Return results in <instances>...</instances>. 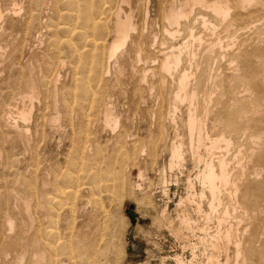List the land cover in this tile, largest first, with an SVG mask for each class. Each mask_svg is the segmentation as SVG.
I'll use <instances>...</instances> for the list:
<instances>
[{"label": "bare ground", "instance_id": "bare-ground-1", "mask_svg": "<svg viewBox=\"0 0 264 264\" xmlns=\"http://www.w3.org/2000/svg\"><path fill=\"white\" fill-rule=\"evenodd\" d=\"M2 1H4V0H0V99L5 97V96H9L11 98V101L13 100V103L11 102L10 103L11 105L9 107L8 106L6 107L5 105L2 106L3 101H1L2 104L0 103V144H1V147H0V175L2 176L1 177L2 180L0 181V199L3 197L6 201V204H4L5 206L3 208L0 207V264H24V262H26V261L28 262V264H49V261H48V259H49L48 255L49 254L46 251L47 249H45V247L46 246L48 247V245L44 246L45 243L43 244V242H42V240H44V239L41 240V238L39 236V233L43 232V230L41 231L42 228L39 229L38 232H36V233H35V229H34V231H32V232H34V235H29L30 230L34 224V213H31V206H32L31 200L24 199V201H23V199H22L23 197L21 198L19 196V192L16 191L13 187L10 188V185H12V183L15 185L18 181H20L19 179L21 176V170L19 169L20 172H18L19 171L17 169V167L19 166L18 164H16L17 167L16 166L14 167L18 171L13 170V173H12L15 177H17V180L15 179L16 181H13V180L8 181L6 178V177H8L7 174H9V171L11 170V168L13 169V160L14 159L12 160V158H14V155L12 153H10V155H9L5 151L6 148H4L5 145L3 144L4 140H5L4 133L7 131L8 132L10 131V133L14 134L15 137L19 138V143L22 141L29 143V141H27L29 139V137H28L29 131L27 129H28V125L31 121L32 113H34V112H32V111H34L33 110V103L39 97L38 89L34 85L35 82L32 84V82L34 80L30 81L31 79H33V78H30L31 77L30 75L33 74V76H34V73H33L34 71L32 73H28L29 72L28 71L29 66H28V67H25V69L27 68V71H26L27 74H25V72L21 70L22 68L20 69L18 67L20 64L19 65L15 64L13 62L14 60H12V62H9L7 60L8 58L6 59V57H5V53H6L5 50L8 49L9 45L3 44L2 38H4V35H5V31H6L5 26H6V21H7V18L9 15H13L11 17L17 19V27L18 26L22 27V31L19 34L20 37H19L18 47H17L20 50H22V49L24 50V46L26 47V45L24 44L25 35L26 36L28 35V38L31 37V39H30L31 45L34 44L35 42L37 43V41L41 40L40 37L42 36V34H45L46 32L49 34H54V37L56 39H57L56 35L60 34L61 32H64V34L65 33L68 34L69 38H70V36H77V42L75 45L70 44L68 42L69 40L66 38V41L68 40L67 42L71 45L70 50L72 49V54H75L78 57H82V56L89 57V59H90L89 63H87V67L85 69H83V71H82V73L85 74L83 77L84 78L83 80H84V82H85V80L88 81L86 83L88 84L87 87H89V89H87V87L85 89L83 87H80V88H83L82 90H84V91L78 95V97H79L78 99H79V101H88L89 100L91 103L98 101V103H99L98 105H100L102 108V112H100L101 113V117H100L101 122L100 123H101L102 127L109 128L110 131H112L111 137H112V134H115L114 132L117 130L119 125H121L120 122L123 119L121 120L120 117L121 116L123 117L125 114L124 115L121 114V116H119L114 111L116 108L113 109V107H112L113 105H112L111 99H110L111 95H108L109 93L107 94V92L102 94L100 87H102V89H105V88L109 89L112 87L114 88L116 86H123L122 84H124V86L126 88L130 87L131 89H133L134 93H135V91L140 92L143 88H145V89L149 88L151 91L156 90L157 92L160 93V92L164 91L163 88L165 89V88L169 87V85H168V87H166V84L169 83L171 90L172 89L173 90L171 92H169L170 96L167 99L168 100L167 108L166 109L163 108L162 106L165 107L166 105L161 104L162 106L160 107V109L156 113H153L158 120V127L156 126L155 128H157L156 130H158L159 134L162 135L163 131L165 130L164 126H166V124H170V126L172 125V128L174 129L173 132H175V133L180 132L179 133L180 137L177 138V135H174L175 134L174 133L173 135L175 138H173L172 142L169 143L170 145H169L168 169L171 171H173L172 169L181 170L182 167H184L183 163H184L185 158L188 157L190 159L188 161H191V164L193 166V170L196 171V176H195L196 178L195 179H196L197 184H198L197 186H199L198 188L200 189L199 193H198V191L196 192L194 185L188 179L186 196L183 200L180 199L179 203L177 204V206L182 210V211L180 210L181 214H180V217H178L180 220L179 221L180 227L178 226L179 229L177 230V232L178 233L181 232L180 230L182 229V227H184V229L186 228L185 230H187L188 232L189 231H191V233L193 232V229H194L193 227L195 226V222H194V220H192L189 217V215L184 214V213H187V211L183 209V207L185 208V206H184L185 203L189 204L190 206L195 207V214L196 213H198V215L200 214V216H202V218L204 219L203 221H205L204 222L205 224H202L204 226L199 228V232H200V236H201L199 238V240L202 244H206L208 242L209 244H206V246L207 245H208V247L210 246V251L208 254L207 253L205 254V252H206L205 250L203 251L204 254L206 255V257H205V263L206 264H226V262L221 263L219 259H220L221 253H224V252L227 253V251L230 250L229 249L230 245L233 246L232 250H234V257L236 260V262L234 264H244L245 259H243V258L245 256L243 254H244V251L246 249L245 246H248V244L246 243L245 240H247V241L253 240V241H251V242H253V244L251 246L249 245L248 248L250 251L258 252V256L260 258L259 262H260V264H264V248H261V250L258 249L259 247H262L263 245L262 246H260V245L256 246L255 245L260 241V240H258L259 234H260V237H263L262 235L264 234V230L258 232L259 234L257 232H255V234H254L253 233L254 231L253 232L251 231V233H253V235L251 234L250 238H249V236L247 239L244 238L245 242L241 241L240 239H238V240L235 239V238H237L236 236H237V230L238 229H236L235 231L232 230V228L234 226H236L238 228L242 222V221L240 222V217L243 216L241 214L242 212H240V213L238 212L240 209L248 210L247 212H251L252 210H254V208H256V206H258L257 201L255 202V206H254V204H252L254 206V208H253V206L252 207L249 206L250 209L253 208L252 210L243 208L244 205L242 203H241L242 208L240 206L241 201H239V199L245 193V191L242 190V188H241L243 182L241 183L242 179L240 178L244 175V173L241 169L242 168V162H243L242 160L244 159V155H243L241 149H243L242 147L244 145H247V144L250 146H256V147L263 146V148H264V129L263 130L260 129L261 127H264V126H261L264 123V119L260 118L262 116L259 117L258 115H257V117H255V119L247 116L248 119L251 118L252 120L246 121L247 117L244 113L245 111L243 112L244 109L242 107L243 110H241V112H239V114H236V115L238 118L241 119V121H240L241 123H244V122L245 123L240 124L238 121L236 122L234 120L235 122L233 124L237 123L236 125H238V126H239V124L243 125V127L237 128L238 130L240 129L241 132L240 133L236 132V133H237V135L241 134L240 137L242 139L241 138L240 139L243 140L244 142L238 143L239 146L238 145H236V146H238L239 149L236 150L235 152L233 151V153H231L233 147H235L233 145L234 141L232 142V139L229 138L230 134L227 135L228 137H226L224 135V133L220 130V127H223V128H221V129H223V131L227 130V128L224 129V123L221 120L215 119L218 117V115L215 116L213 118V121H211L210 123H209L207 117L204 118L203 115H201V113H200L201 111H202V114L206 115L207 109L205 107H201V110L199 111L197 104L200 102H196V98L199 96L196 97V91H195L196 87H197L196 89H198L199 86H203L204 84L206 87V86H208L206 84H208L209 82H211L212 86H214L215 88L218 87L219 85L222 86V83L224 81L223 79L226 78V77L223 78V76H221V74H220L221 78L211 77V76H206L205 79H202V76H201V79L196 78V77H200L197 74L202 75V73L209 72V71H211V73H212V70H215V68L218 65L220 66L221 64H223V63H221V64L217 63V65H215L214 69H213V67L210 66L212 63H210V65L207 67V70L205 71L204 67H202V68L199 67V66L204 65V64H202L203 59H202V61L199 59L201 63H198L199 61H197V55H200V54L202 57V56H205L207 54H214L215 53L216 56H215V54L213 55L214 61H219L220 59L224 58L225 56H227V57L230 56L229 57L230 59L226 58V60L229 59L228 60L229 64H228V66L226 65L228 67V69H226V70H229L228 74H229V76H231L230 78H233V77L237 78V79H239V82L240 81L244 82L243 83L244 85H247L246 83H248L249 81L251 82V80L254 81L256 79L255 78L256 74L253 76H250L251 74H249V76H245L244 74H246V72L244 71V73H243V70H241L242 67L245 68V66H242V65H246V66H248L249 64L253 65L257 61H259V59L263 58V57L259 58V56H256L255 52L254 53L251 52L252 58L249 56L248 53H250V51H252L253 49L255 50V48L248 47V48H253V49H250V51L244 50V52H246V53H243L241 55L232 54V53H231L232 55H228L227 52L230 50L232 51L233 47H235V46H236L235 49H237L238 44L237 43H236L237 45L234 44V40H235L234 36L235 35L237 36V34L239 35L240 32L246 33V30H248L249 27H250V31L254 29L250 33L254 32L255 30L256 31L258 30V32L255 31L256 32L255 34L264 33V28L259 29L260 24H256L257 22H259V20H257L258 18H260V17L264 18V0H162L164 3V6H162L161 18L159 19V20H162L161 26H160L161 30H156V29H154V26H149V23H148L149 19L148 18L151 17V16H149L150 12H148V6L150 4L149 0H113L114 1L113 7L116 9L114 11V18H113L114 22H113L112 26H109L107 24L106 19H108V18L105 17L106 15H108L107 14L109 12L108 9H110V10L114 9L112 7V3H110L108 0H7L10 3L12 14L9 13L10 10L9 11L7 10L10 6L7 8L5 5L6 4L5 1H4L5 4ZM140 1H142V3H143V1L145 2V3H143V6L145 5V11H144L143 18L141 19V22L139 25V23L137 22L136 13H138L139 10L142 12V9H138V10L136 9V11H137L136 13L134 12V9H135V5L137 4V2H138V4L141 3ZM1 2H2V4H1ZM3 4L5 5V7H3ZM138 4H137V6H139ZM63 7H67V11H69L70 14H67L65 12V10L63 12ZM111 7L113 9H111ZM141 7H142V5H141ZM160 8H161V6H160ZM150 10H151V7H150ZM110 12H112V11H110ZM157 12H155V13H157ZM48 15H52L51 16V17H53V18H51L52 21H53V19L54 20L56 19L57 21H55V23H54L51 20H49V21H51L50 25H46V21L48 20V17H49ZM112 17H113V14H112ZM63 18H66V19L70 18L69 21L72 24H71V26H70V24L68 25V26H70L69 29L64 28L65 24L62 25L59 22V20L62 21ZM152 18H150V21L152 20ZM262 20L263 19H261V21ZM152 21L154 22V20H152ZM36 22H38L37 27L35 26ZM157 23L159 24V22H157ZM150 25H153V23H151ZM10 26H9L8 30L12 28V27L10 28ZM156 26L158 27V25H156ZM261 26H263V25H261ZM65 27H66V25H65ZM220 28L224 29L223 30L224 36L223 35L221 36L222 31H220L221 30ZM10 31L11 30H9V32ZM49 34H47V35H49ZM246 34L248 35V36L246 35L247 36L246 39H248L251 34L249 35V32ZM243 35H245V34H243ZM254 36L257 38V35H254ZM254 36L253 37L251 36V37L255 38ZM261 37H263V35ZM62 38H64V37H62ZM106 38H109V40L108 39L106 40ZM230 38H232V39L230 40L229 43L224 42V40H226V39L228 40ZM241 38L243 39V37H241ZM10 39H11V37H10ZM239 39H240V37H239ZM239 39H238V41H239ZM261 39L262 40L259 43H262V41L264 42V38H261ZM256 40H258V38ZM259 40H260V36H259ZM64 41H65V39H64ZM71 41H73V40H71ZM236 41H237V39H236ZM248 42H249V40H248ZM38 43L41 44L40 42H38ZM242 43H244V42H242ZM256 43H257V41H256ZM55 44L56 43H53V45H55ZM64 44L66 45V43H64ZM251 44L252 43H250V45ZM242 45H241V47H238V48L242 49L243 48ZM260 45H262V44H260ZM28 46H29V44H28ZM246 46H247V43H246ZM251 46H253V45H251ZM55 47H56V45H55ZM36 48H34V49H36ZM52 48H54V47H52ZM260 48H261V46H260ZM39 49H42V48H39ZM44 49L46 50V48H44ZM8 50L10 51V49H8ZM15 50H17V49L15 48ZM31 50H33V49H31ZM58 51H59V49H58ZM233 51H235V50H233ZM238 51H240V50L238 49ZM42 53H45V51ZM236 53H238V52H236ZM9 54L11 55V53H9ZM253 54H255V55H253ZM262 54H259V55L263 56ZM32 55H30V56H32ZM38 55H40V54H38ZM48 55H50V53ZM66 55H65V57H66ZM220 55L221 56L224 55V56L219 57ZM257 55H258V53H257ZM52 56H53V53H52ZM56 56L57 55H55V57ZM240 56H241V58L239 59ZM18 57H19V55H18ZM22 57H24V56H22ZM45 57H46V55H45ZM47 57H49V56H47ZM47 57H46V59L48 60ZM207 57H206V59L208 61L209 60L212 61L211 58H207ZM209 57H212V56L209 55ZM236 57H237V59H239V61L237 60L239 65H240L238 67L233 66V60ZM27 58L29 59V57H27ZM27 58H26V60H27ZM33 59H35V58H33ZM50 59H49V61H50ZM55 59H57V57ZM28 61H30V60H28ZM33 61H35V63H36V60H33ZM39 61H41V60H39ZM39 61L37 60V63ZM52 61L54 62V60H52ZM55 61L57 62V60H55ZM208 61H207V63H208ZM225 61H224V63H225ZM260 61H262V63H264L263 60H260ZM44 62L46 63V61H44ZM81 62H82V59H81ZM71 63L72 62H70L69 64H71ZM215 64H216V62H215ZM22 65H23V63H22ZM24 65H26V64L24 63ZM235 65H236V63H235ZM258 65H259V63H258ZM49 66L50 67L47 66L45 68V72H46L45 77L43 76V73L38 69V72L36 74V76H38V77H36V78L39 79V82L41 81V83L43 84L42 86H44V87L49 86L52 90L50 109L52 110V112L54 114L51 118H49V122H50L51 126H59V124H60L59 119H61V118L59 115L60 109H58L59 108L58 107L59 101H58V94L57 93H59L58 86H59V82H60V78H61V73L65 67V63L63 61L60 62L58 64V67L56 68V70H54V72L52 71V69L54 67L52 68L51 65H49ZM80 66H82V65H80ZM35 67L37 68V66H35ZM35 67L33 66V68H35ZM249 67H251V69H253L251 65H249ZM258 67H260V66H258ZM262 67H264V65ZM262 67H261V69H263ZM38 68H39V66H38ZM202 69H203V71H201V73H200L199 71ZM246 69H248V68H246ZM255 69L257 70V68H255ZM261 69H258V70L261 71ZM32 70H34V69H32ZM193 70L196 72H199V73H197L194 76V74L192 72ZM249 70H250V68H249ZM6 71L8 72V74H7L8 77L3 78L2 74H3V72L6 73ZM251 71H253V70H251ZM11 72H15L17 74V76L19 74L22 75L24 77V79L30 78V80L28 79V81H29L28 84L29 83H31V84H29V85L25 84V85H27V89H26L27 91H25V89H24V92H21L20 90H18V91H20V92H18L17 91L18 87H16V86H19V84H17V82L12 84L14 89L11 88L12 86L6 87L7 85H5V82L7 83V82L11 81V83H12L15 81V79L12 80L10 77ZM215 72H217V71L215 70ZM221 72H223V70H221L220 73ZM41 73H42V77H40ZM257 73H259V72H257ZM261 73H259L258 76H260ZM212 74H215L214 71ZM203 75H206V74H203ZM85 76H87V77H85ZM238 77H240V78H238ZM241 77H242V79H241ZM80 80H81V78H80ZM192 80H193V82H191ZM26 81H25V83H26ZM263 81H264V79H263ZM20 82H22V81L20 80ZM84 82H82V83L84 84ZM233 82H235V80ZM112 83L115 85L112 86ZM101 84H103V85L100 86ZM25 85H23V86H25ZM64 85H66V84H63V86ZM191 85L194 87H191ZM209 85L211 86V84H209ZM234 86H238L239 88H245V86L241 87L237 84L236 85L234 84L232 87L234 89H235ZM262 86H263V84H262ZM223 87H224V90H222L223 91L222 93L225 95L226 94L225 90H228V88H225V85H223ZM223 87H221V88L223 89ZM229 87H231V86H229ZM247 87H248V85H247ZM60 88H62V87H60ZM206 88H208V87H206ZM9 89L15 93L9 94V92H10V91H8ZM94 89H95V92H92V90H94ZM139 89H141V90H139ZM238 89H235V90H238ZM4 90H6V91H4ZM62 91H60V92H62ZM232 91L234 92V90H230V93H232ZM249 91H251V90H249ZM200 92L202 93L204 91H200ZM200 92H198L197 95H199ZM206 92H208V91H206ZM210 92H213V91L211 90ZM237 92H239V91H237ZM249 93L250 94L248 95V98H245L247 100H249V98L252 97V96H250L251 92H249ZM258 93L259 92H257V94ZM67 94H68V92H67ZM163 94H165V93H163ZM205 94H207V93H205ZM235 94H237V93L235 92ZM254 94L257 95L256 93H253V95ZM259 94H261V93H259ZM62 95L63 96L60 95L61 97L59 100H62L64 102L65 95L64 94H62ZM97 95H99L98 100H96ZM137 95H138V93H137ZM159 95H161V93ZM211 95L213 96V94H211ZM218 95H221V94H218ZM19 96H22V98H24V99L26 98L28 101L27 106H25V104H22V108L20 107L21 110H18V108H19V107L17 108L18 103H16V100H18L19 98L21 100V97H19ZM164 96H166V95H164ZM232 96H234V95H232ZM68 97H69V94H68ZM161 97H163V96H161ZM230 97L231 96L228 97L229 98L228 100H230ZM255 97H258V95ZM16 98H18V99H16ZM87 98H88V100H87ZM240 98H242V97H240ZM240 98H238V99H240ZM3 99H1V100H3ZM232 99H234V98H232ZM254 99H257V98H254ZM5 100H8V99L5 98ZM167 100H165V101H167ZM197 100H199V98H197ZM203 100H204V98H203ZM165 101H164V103H165ZM216 101H218V100H216ZM222 101H224V100H222ZM231 102H234V101L231 100ZM231 102H230V104H231ZM5 103L9 104L8 101ZM22 103H24V102H22ZM113 103H114V101H113ZM221 103H223V102H221ZM131 104H133V103H131ZM131 104H129V106ZM207 104H205V105H207ZM226 104H229V103L227 102ZM226 104L225 105L222 104V105L226 106ZM249 104H252V103H249ZM64 105H65V103H64ZM69 105H70V103H69ZM182 105H187V109H186L184 116H181L182 114L180 115V112H182L181 111ZM232 105H234V104H232ZM240 105H242V103H240ZM240 105H238V106H240ZM246 105H247V103H246ZM260 105L263 106L262 104H260ZM219 106H220V104H219ZM120 108H121V106H120ZM232 108L233 107H229L227 109L226 112H227L228 116L232 115V114L229 115L230 113H233V114L235 112L238 113V111L233 112L234 109H232ZM69 111H70V109H69ZM221 111H222V109H221ZM247 111H250V109L249 110L247 109ZM262 111H263V109H262ZM262 111L260 110V112H262ZM128 112L126 111V113H128ZM183 112H184V110H183ZM254 112L256 114L255 110H254ZM61 113H62V110H61ZM216 113H218V112H216ZM128 115H129V113H128ZM210 115H212V113ZM213 115H215V113ZM236 115H234V116H236ZM249 115H250V113H249ZM85 116H84V119H85ZM224 116L225 115H223V117ZM234 116L232 115V117H234ZM212 117L213 116H211V118ZM125 118H127V117H125ZM229 118H227L228 122H229ZM235 119L238 120L237 118H235ZM256 119L258 121H254L255 122L254 123L253 120H256ZM71 120H72V116L70 117V122H71ZM128 120H131V119H128ZM123 121L125 122V120H123ZM178 121H181V129L178 128V126H179V125H177ZM251 121L253 122V125L251 124L252 126L250 125ZM86 122L88 124L90 123V121H86ZM143 122H144V120H143ZM230 122H233V121H230ZM92 123L93 122L91 121V124ZM82 124L85 125V123H82ZM143 124H145V123H143ZM225 126H226V124H225ZM81 128H82V126H81ZM86 128H87V126H86ZM235 128L236 127H233L234 130H235ZM100 129H102V128H100ZM109 129H106V130H109ZM120 130H121V128H120ZM86 131H87V129H86ZM123 131H124V133L122 135V136H124L123 140L122 139L119 140L118 136H117L116 140L114 142V139L111 140V138H110V142L108 141L109 143L107 144V146L110 145L111 143H113V146L111 147V149L115 150V151H123L124 148H127V149L130 148L131 150L140 148V150H139L141 153L140 157L144 156V153L146 151V149H145L146 148L145 138L142 139V141H140V143L138 144L139 140L136 141L135 137L132 134L133 130L129 131V129L126 128V130H123ZM139 131H137V132H139ZM247 131L256 132V134H253L252 132H251L252 135L249 134L248 137L250 139L249 140L247 139L248 142L245 141V138H248L247 137V133H248ZM88 132L91 133V131H88ZM225 132H227V131H225ZM45 133H46V131H45ZM82 133H83V131H82ZM231 133H233V132H231ZM236 133H235V138H233V140L234 139L237 140V138H238V137L236 138ZM89 135H91V134H89ZM6 137H7V140H9L8 136H6ZM12 138H14V137H12ZM12 138H10V139L12 140ZM89 139H90V137H89ZM94 141H96V140L94 139ZM94 141H92V140L89 141V145H88L89 152H94L96 150L95 152L98 154V151L100 150L99 153L101 154V151H103L105 148L101 147V145L100 146L95 145L96 143ZM11 142H13V141H11ZM235 142L237 143V141H235ZM235 142H234V144H235ZM22 143H24V142H22ZM84 143L86 144V142H84ZM8 144L11 145L12 143H8ZM22 145H24V144H22ZM82 145H83V143H82ZM8 147H9V145H8ZM235 148H237V147H235ZM252 148H255V147H252ZM252 148H251V150H252ZM8 149L10 152V148H8ZM14 149L11 148V150H14ZM248 149H250V148H248ZM255 149H253V150H255ZM79 150H82V146L79 148ZM248 152H250V150ZM262 154H263V152H262ZM260 155H258V156L260 158H262V156H260ZM15 156H16V154H15ZM255 156H256V154H255ZM254 157H252V158H254ZM84 159H86L85 156H84ZM18 160L19 159H17L14 162L19 163ZM82 160H83V158H82ZM188 161H186V162H188ZM263 161H264V159H263ZM251 162H253V161L251 160ZM261 162H262V160H261ZM245 163H246V161L243 162V165H245ZM188 164H190V163H188ZM258 164L260 165V163H258ZM263 165L261 164L260 166H263ZM260 166L257 165V167H260ZM50 168L46 166L42 169V171L46 172V176H48V174H50L49 173ZM261 168H258V169H261ZM258 169H256V170L258 171ZM27 170H28V166H27ZM27 170H25L23 172L26 173ZM139 170H141V169H139ZM247 170H249V169H247ZM251 170H249V171L251 172ZM263 170H262V172H264ZM40 171H41V169L39 168V165L37 163V165H34L33 169L28 172L29 174L26 176V180H28L31 183H35V181H37V179L39 178L41 183L43 185H46L47 182H49V181L45 180V178L41 175ZM115 172L116 171L113 168V169L107 171V174L108 175L114 174ZM164 172H166V171H164ZM116 173H118V172H116ZM253 173H255V172H253ZM142 174L143 173H141L139 171L137 178L143 182V179H144L143 175L144 174L143 175ZM255 174H256V176H258L257 173H255ZM9 175H11V174H9ZM94 176H95V173H94ZM251 176H253V175H251ZM263 176H264V174H263ZM87 177H88V175H87ZM89 177H93V176H89ZM115 177L117 178V176H115ZM161 177H163V176H161ZM244 177H246V176L244 175ZM248 177H249V175H248ZM94 179H95V177H94ZM118 179H121V178H118ZM262 179H264V178L262 177L261 180ZM103 181H105V180H103ZM196 181H195V183H196ZM247 181L248 180H245L246 183H247ZM249 181L253 182L252 179H249ZM89 182L91 183L92 181L89 180ZM256 182L257 181L255 180V183ZM248 183H250V182H248ZM39 184H40V182H39ZM51 184H52V182H51ZM99 184H100V182H99ZM250 185H254V183L249 184V188H253L254 190H252V191L257 192L255 190L256 189L258 190L259 188L250 187ZM263 185H264V183H263ZM21 187L22 186L20 185V187H18V188L16 187V188L21 189ZM246 187H244V188H246ZM31 188H32V186H31ZM91 188H95V187H91ZM249 188L247 187L246 189H249ZM260 188H261V186H260ZM37 189H38V186H37ZM98 189H99V187H98ZM98 189H97V191H98ZM136 189L138 192H140L139 190H141V185L137 184ZM261 189H263V188H261ZM74 190L76 191V189H74ZM63 191H66L64 193L62 192L64 195H70L72 193V191L69 190L68 187L66 189H63ZM166 191H164V192L166 193ZM249 191H246L247 192L246 194H248ZM93 192L94 191H92V190L90 191V193H93ZM145 193H147V192L145 191ZM260 193H261L260 196H262L264 198V194L262 195V192H260ZM94 194H95V192H94ZM73 195H75V194H72V196ZM90 195L91 194H89L88 197H90ZM258 195H259V192H258ZM50 196H52V198L55 197V196L53 197V195H50ZM252 196H253V194H252ZM252 196L249 195V198H252ZM40 198L41 199H40L38 204L40 205V207L44 208V204H45L46 200L43 199V197H40ZM56 198L57 197H55L54 199H56ZM4 199H2V200H4ZM252 199L254 200L255 198H252ZM252 199L251 200L248 199V200L252 201ZM241 200H245V199L241 198ZM261 200H263V199H261ZM47 201H49V200H47ZM204 201L206 202V210L205 211L202 209V206H203L202 204L205 203ZM21 202L23 203L22 204L23 208H22V206H20L21 204L19 205V203H21ZM71 203L72 202L69 203L68 207L71 206ZM90 203H92V202L88 199V204H90ZM245 203L246 202H244V204ZM249 203H251V202H249ZM258 204L261 205V204H264V202H262L260 204V201H259ZM247 205H246V207H248ZM18 206H19V208L21 207L20 208L21 210L24 209V213H15V210L18 208ZM72 206L74 207V204ZM259 207H261V206H258V208ZM50 209H48L50 213H43V215H45V217L48 218L49 221L52 220L57 215L56 213H51ZM165 211H166V209L162 210L161 213H164ZM45 212H46V209H45ZM256 213H258V212H256ZM256 213H255V215H256V217H258ZM262 213H264V212H262ZM238 214L239 215L241 214V216L239 217ZM249 214L253 215L252 213H249ZM64 215H66V214H64ZM255 215L252 216L253 219H254ZM256 217H255V219H257ZM41 218L43 219V217H41ZM244 218H247V217H244ZM244 218H241V219H244ZM249 218H251V217H249ZM55 219H56V217H55ZM248 219H246V220H248ZM262 219H264V218L262 217L261 220ZM39 220H40V218H39ZM250 220L252 221V219H250ZM27 221L30 222V226H31V228L29 230L26 229ZM254 221H256V220H253V222ZM257 221H258V219H257ZM211 222L214 223L216 227L214 228V230L210 234V233H207V231L210 230L208 228L207 224L211 223ZM196 223H197V221H196ZM201 223H203V222H201ZM258 223H260V222H258ZM49 224H51V223H49ZM49 224L47 223L46 226H49ZM248 224H246V225H248ZM254 224L252 223V225H254ZM34 226H36V225L34 224ZM42 226H43V223H42ZM255 226L258 227L259 224L255 225ZM38 227H39V225H38ZM50 227L52 228V224L50 225ZM257 227H255V228H257ZM72 228L73 227H71V229ZM258 228L262 229L260 226ZM245 230H247V229H245ZM251 230H255V229L253 228ZM45 232H43V234ZM48 232H53V231H48ZM48 234H50V233H48ZM48 234H47V237H48ZM208 235H210L209 239L207 238ZM80 236H81V234H80ZM240 236H241V233H240ZM243 236L244 235H242L241 238H243ZM49 237L51 238V236H49ZM76 237H77V235H76ZM76 237H74V238L76 239ZM84 237H86V235ZM88 237H89V235H88ZM88 237H86L87 242H88V240H90L89 239L90 237L89 238ZM93 237H95V235ZM245 237H246V235H245ZM84 239H83V242H84ZM234 240H236V241L234 242ZM95 241L96 240H94V243L96 244L97 242H95ZM51 242H52V240H51ZM51 242L49 244H51ZM77 242L79 243V241H77ZM251 242H249V243H251ZM56 243L57 242H55L54 244H56ZM66 243H68V241ZM74 243H75V241H74ZM260 243H261V241H260ZM54 247L56 248V246H54ZM73 247L74 246H72V248ZM91 247H93V245ZM75 248L77 249V247H75ZM80 248H82V245L80 246ZM191 249L193 251L192 256L194 259L195 258L194 254H195L196 244L192 245ZM52 250H54V249H52ZM57 250H58V248H57ZM80 250H82V249H80ZM207 250H209V249H207ZM59 251L60 250H58V252ZM80 252H82V251H80ZM62 253H61V255H62ZM260 253H261V255H259ZM247 255L249 256V254H247ZM52 256H55V255H52ZM231 256H233V255H231ZM55 257H57V256H55ZM59 259L57 258V260H59V263H60V261H62V260H61V258H59ZM232 259H233V257H232ZM226 260H228V259H226ZM177 261L180 263L183 262L179 257L177 258ZM202 261H203V259H202ZM192 262H194V261H190V264ZM194 263H196V262H194ZM246 263H247V261H246ZM52 264H55V263H52ZM248 264H249V262H248Z\"/></svg>", "mask_w": 264, "mask_h": 264}, {"label": "rangeland", "instance_id": "rangeland-1", "mask_svg": "<svg viewBox=\"0 0 264 264\" xmlns=\"http://www.w3.org/2000/svg\"><path fill=\"white\" fill-rule=\"evenodd\" d=\"M4 1L6 4L4 3ZM4 1H2V2L8 8L10 6V3L7 0H4ZM108 1L110 3H112V7H113L114 1L113 0H108ZM2 2H1V4H2ZM140 2L141 3H139V4L137 2V4L139 6H137V4H136L135 9H134L135 13L137 12L136 9L137 10L142 9V12L139 10L138 13H136L137 22L139 23V25H140L141 19L143 18V14L145 11V5L143 6V3H145V2L144 1H143V3H142V1H140ZM149 2H150V4L148 6V12H150L149 16H151L148 18L149 19V21H148L149 26H154V29L161 30L160 26H161L162 20H159V19L161 18V9H162V6H164V3L162 0H149ZM4 4H3V7H5ZM141 5H142V7H141ZM160 6H161V8H160ZM112 7H111V9L114 8V7L113 8ZM150 7H151V10H150ZM115 9L116 8H114L113 10L108 9L109 12L107 14L108 15L110 14L109 15L110 17L108 15L105 16L106 18H108L106 20H107V24L109 26H112V24L114 22L113 18H114ZM7 10L8 11L10 10L9 13L12 14L11 6ZM64 10L67 14H70L69 11H67V7H63V12H64ZM110 11H112V12H110ZM155 12H157V13H155ZM112 14H113V17H112ZM11 16H13V15H9L7 18L6 26H5L6 31H5L4 38H2V40H3L2 43L8 44L9 45L8 49H10V51L8 49L5 50L6 53L8 52L7 54L5 53V57H6V59L8 58L7 60L9 62H12V60H14L13 62L15 64H18V65L20 64L21 66L19 65L18 67L20 69L22 68L21 70L24 71L25 74H27L26 73L27 68L25 69V67L29 66L28 67V69H29L28 73H32L34 71L33 72L34 76H33V74L30 75L31 76L30 78H33V79H31V80H30V78H28V79L30 81L34 80L32 82V84L35 82L34 85L38 89L39 97L37 99L38 101L35 100L33 103V110L34 111H32V112H34V113H32V116H31L32 122L30 121V123L28 125V129H27L29 131L28 132L29 139L27 140V141H29V143L22 141L24 143L20 142L21 143L20 144L19 138L15 137V135L10 133V131L9 132L7 131L4 133L5 140H4L3 144L5 145L4 148H6L5 151L9 155H10V153H12L14 155V158H12V160L14 159L13 160V169L11 168V170L9 171V174H11V175L7 174L8 177H6V178L8 181H12V180L16 181L17 177H15L12 174L13 170H17V169L21 170V176L19 179L20 181H18L15 185L12 183V185H10V188L13 187L16 191H18L19 196L21 198L23 197L22 198L23 201H24V199L31 200V204H32L31 213H34V224L36 226H34V224H33L32 228H31L30 222L27 221L26 229L29 230L31 228L29 235H34V232H32V231H34V229H35V233L38 232V230L41 228H42L41 231L43 230V232H45L47 230L44 233L45 235L43 234V232L42 233L40 232L39 236H40L41 240L44 239V240H42L43 244L45 243L44 246L48 245V247H49V248L47 246L45 247V249H47L46 250L47 253L49 254L48 255L49 256L48 257L49 258L48 259L49 264H52V263H55V264H190V261L196 262V263L192 262L193 264H206L205 263L206 255L205 254L209 253L210 246L209 247H208V245L206 246V244H209L208 242L206 244H202L199 240V238L201 237L200 232H199V228L204 226L202 224H205L204 223L205 221H203L204 219L202 218V216H200V214L199 215H198V213L195 214V207H192L186 203L184 204L185 208L183 207V209L187 211V213H184V214L189 215V217L192 220H194V222H195V226L193 227L194 228L193 232L192 233H191V231L188 232L187 230H185L186 228L184 229V227H182V229L180 230L181 232H179V233L177 232V230L180 227L179 226L180 220L178 217H180V214H181L180 212L182 211L177 206V204L179 203L180 199L183 200L186 196L188 179L194 185L196 192L198 191V193H199V190H200L198 188L199 186H197L198 184H197V181L195 179L196 178L195 177L196 171L193 170V166L191 164V161H188V160H190L188 157L185 158V160H184L185 164L183 163L184 167H182L181 170L172 169L173 171H171L168 169L169 145H170L169 143H171L172 139L175 138L174 135H177V138L180 137V135H179L180 132L179 131H178L179 133L173 132L174 129L172 128V125L170 126V124H166V126H164L165 130L163 131L162 135L159 134L158 130H156L157 128H155L156 126L158 127V120L153 113H156L162 105H166L165 107L164 106H162V107L165 109L167 108V104H168L167 99L170 96L169 92H171L173 90V89L171 90L170 84L167 83L166 87H168V85H169V87L165 88V89L163 88L164 91L161 90L162 91V92H160L161 95H159L160 93L157 92L156 90L151 91L149 88H146V89L143 88L142 90L139 89V90H141L140 92L135 91V93H134L133 89H131L130 87L126 88L124 86V84H122L123 86H116L114 88L112 87L109 89H107V88L102 89V87H100L102 94L107 92V94L109 93L108 95H111L110 99H111V103L113 105L112 107H113V109L116 108L114 111L119 116H121V114H123V115L125 114L123 117L122 116L120 117L121 120L122 119L125 120V122L123 120L120 122L121 125H119V127L121 128V130L118 127L119 129L117 128V130L114 132L115 134H112V137H111L112 131H110L109 128L102 127V125L100 123L101 122V118H100L101 113L100 112H102V108L100 105H98L99 104L98 101L91 103L88 100V98H87L88 101H79V99H78L79 98L78 95L84 91L82 89L83 88L85 89L88 86V84L86 83L88 81L85 80V82H84V80H83L84 79L83 77L85 74H83L82 71H83V69H85L87 67V63H89L90 59H89V57H85V56L78 57L75 54H72V49L70 50V46H71L70 44H72V45L76 44L77 36H70V38H69L68 34H66V33L64 34V32H61L60 34L56 35V37H57V39H56L54 37V34H49L46 32L45 34H42V36L40 37L41 40H39V41H37V43L35 42L34 44L31 45L30 44L31 37L28 38V35L27 36L25 35L24 41L26 43L24 42V44L26 45V47L24 46V50L23 49L20 50L17 47H18V41H19V37H20L19 34L22 31V27H20V26L17 27V19H15ZM48 16L49 17H48V20L46 21V25H50V23L52 21L51 18H53V17H51L52 15H48ZM150 18H152V20H154V22L152 20L150 21ZM260 18L264 20L263 17H260ZM260 18L257 19V20H259V22H257L256 24H260L259 29H263L264 28V21L263 20L261 21ZM49 20H51V21H49ZM69 20H70V18L69 19L63 18L62 21L59 20V22L62 25H64V24L66 25V27L64 25V28L69 29L71 24H72ZM55 21H57V20L53 19L52 22L55 23ZM157 22H159V24ZM151 23H153V25H150ZM35 24H36L35 26L37 27L38 22H36ZM69 24H70V26H68ZM156 25H158V27ZM261 25H263V26H261ZM9 26H10V28L12 27L11 29H9V30H11L10 32L8 30ZM220 29H221L220 31H222L221 36L222 35L224 36V32H223L224 29L223 28H220ZM248 30H246V33L249 32V35L251 34L248 39H246V37L248 35L246 33H243V32H240L239 35L237 34V36L236 35L234 36V39H235L234 44L237 43L238 46H237V49H235L236 46L233 47L232 51L235 50V51H233L234 53L231 50L228 51L227 52L228 55H232V54L241 55L243 53H246V52H244V50L250 51V49L255 48V50L253 49L252 51H250V53L247 52L249 54V56L251 57L252 53L255 52L256 56H259V58H261V57L264 58V53H263L264 52V45H263L264 42L262 41V43H259L262 40L261 38H264V33L255 34L256 32H258V30L257 31L255 30L256 32L254 31V32L250 33L251 31L254 30L253 29L250 31V27L248 28ZM47 34H49L50 36ZM243 34H245V35H243ZM254 35H257L258 40H256L257 38ZM262 35H263V37H261ZM251 36L252 37L254 36L256 39L252 38ZM259 36H260V40H259ZM10 37H11V39H10ZM62 37H64V38H62ZM239 37L241 40L239 39ZM241 37H243V39ZM66 38L69 40V41L68 40L67 41L70 44L66 41ZM64 39H65V41H64ZM107 39L109 40V38H106V40ZM231 39L232 38L228 39L229 41L226 39V40H224V42L229 43ZM236 39H237V41H236ZM238 39H239V41H238ZM71 40H73V41H71ZM248 40L250 43H252L251 45H253V46L250 45ZM57 41L58 42L60 41V42L58 43ZM256 41H257V43H256ZM38 42H40L41 44H39ZM242 42H244V43H242ZM53 43H56L55 44L56 47H55V45H53ZM64 43H66V45ZM246 43H247V46H246ZM28 44H29V46H28ZM260 44H262V45H260ZM241 45L243 48L242 49L238 48V47H241ZM260 46L262 49L260 48ZM52 47H54L55 49ZM248 47H253V48H248ZM15 48L17 50H15ZM34 48H36V49H34ZM39 48H42V49H39ZM44 48H46V50ZM31 49H33V50H31ZM58 49H59V51H58ZM238 49L240 51H238ZM44 51H45V53H42ZM236 52H238V53H236ZM9 53H11V55ZM49 53H50V55H48ZM52 53H53V56H52ZM257 53H258V55H257ZM38 54H40V55H38ZM214 54H207V55L202 56V57H201V54L197 55V61H199L198 63H201L200 60L202 61V59H203L202 64H204V65L201 64L202 66H199V67H201V68L204 67L205 71L207 70V67L210 65V63H212L210 66H212L213 69H214V66L217 65V63L218 64L223 63L220 65L221 67L218 65L215 68V70L217 72H215V70H212V73L214 71L215 74H212L211 71L202 73V75L197 74L199 72L201 73V71H203L204 68L202 70H200L199 72H196L194 70L192 72H193L194 76L196 74L198 76H200V77H196L198 79L199 78L201 79V76H202V79H205L206 76L219 77V78H221V76H223V78H225V77L226 78L223 79L224 81L222 83V86L219 85L216 88L214 86H212L211 82L206 84V85H208V86H206L208 88L205 87V84L203 86H199L198 89H196L197 88L196 87L195 88L196 97L199 96L197 98H199V100H200L199 101L196 98V102L201 103V104L200 103L197 104L199 111L201 110V107H205L207 109L206 115L202 114V111L200 113H201V115H203L204 118L205 117L208 118L209 123L211 121H213V118L217 115H218V117L215 119L221 120L224 123V129L227 128V130L223 131V129H221L223 127H220V130L224 133V135L226 137H228L227 135L230 134L229 138L232 139V142L237 141V143L235 142V144L233 142V145L235 147H237V148H235L232 146L233 149H232L231 153H233V151L235 152L236 150L239 149L238 143L244 142L243 140H241L242 139L240 137L241 134L237 135V133L241 132L240 129L238 130L237 128L243 127V125H240V124H244L245 122L241 123L240 122L241 119L238 118L236 114H239V112H241V110L244 109L243 112L245 111L244 113H245L246 117L249 116V117L255 119V117H257V115H258L259 117L262 116L260 118L264 119V97H263L264 96L263 95L264 94V83H263L264 82L263 81V79H264V75H263L264 74L263 73L264 67H262L264 65V63H262V61H260V60L264 61V59L263 58L259 59V61L256 60L257 64L256 63H254L253 65L249 64L252 66L253 69H251V67H249V65L248 66L242 65V66H245V68L242 67V69H241V70H243V73H244V71L246 72V74H244L245 76H249V74H251L250 76H253L256 74L255 75L256 79L254 81L251 80V82L249 81L248 83H246L248 85V87H247V85L243 84L244 82L240 81L241 82L240 83L239 79L234 78V77H233L234 79L230 78L231 76H229V74H228L229 70H226V69H228L227 66L229 64L228 60L230 59L229 58L230 56H228V57L225 56L224 58H222L223 60L218 59L219 61H214V59H213ZM259 54H262L263 56H260ZM18 55H19V57H18ZM30 55H32V56H30ZM45 55H46V57L49 56L51 59L49 57H47L48 58V60H47ZM55 55H57L56 56L57 59H55L56 58ZM65 55H66V57H65ZM209 55L212 57H209ZM253 55H255V54H253ZM22 56H24V57H22ZM215 56H216V54H215ZM222 56H224V55H222ZM222 56L220 55L219 57H222ZM25 57L26 58L29 57V59L27 58V60H26ZM206 57L211 58L212 61H210V60L208 61L206 59ZM33 58H35V59H33ZM226 58H229V59L226 60ZM240 58H241V56L239 57V59ZM49 59H50V61H49ZM81 59H82V62H81ZM239 59H237V57H236L233 60V66L234 67L240 66L238 63ZM28 60H30V61H28ZM33 60H36V63ZM37 60L38 61L41 60V61H39L37 63ZM52 60H54V62ZM55 60H57V62ZM44 61H46V63ZM62 61L65 63V67L61 73V78H60V82H59V86H58L59 93H57L58 94V101H59L58 102L59 103L58 109H60L59 115L61 118V119H59L60 120L59 123L61 125L59 124V126H51V124L49 122V118H51L54 114L52 112V110L50 109L52 90L49 86H46V87L42 86L43 84L41 83V81L39 82L38 78H36V77H38V76H36V74H37L38 69H39L43 73V76L45 77V75H46L45 68L47 66L50 67L49 65H51L52 68L54 67L52 69V71L54 72V70H56V68L58 67V64ZM207 61H208V63H207ZM224 61L226 64L224 63ZM70 62H72V63L69 64ZM215 62H216V64H215ZM22 63H23V65H22ZM24 63L26 65H24ZM235 63H236V65H235ZM258 63H259V65H258ZM80 65H82L83 67ZM33 66L34 67L37 66V68L36 67L33 68ZM38 66H39V68H38ZM258 66H260V67H258ZM254 67L257 68V70ZM261 67L263 69H261ZM246 68H248V69H246ZM249 68H250V70H249ZM32 69H34V70H32ZM258 69H261V71ZM221 70H223V72L220 73ZM251 70H253V71H251ZM256 71L259 73L262 72L260 74V76H258L259 73H257ZM14 73L15 72H11L10 77L12 80L15 79V81L12 83H11V81H9L7 83L5 82V85H7L6 87L12 86L11 88L14 89L12 84L17 82V84H19V86H16V87H18L17 91L20 90L21 92H24V89H25V91H27L26 90L27 85H29L31 83L28 84V82H29L28 79H24V77L20 74L18 75L19 76L18 77L17 74L16 73L14 74ZM42 73L40 74V77H42ZM7 74H8L7 71H6V73L3 72L2 77L7 78L8 77ZM203 74H206V75H203ZM220 74H221V76H220ZM85 77H87V76H85ZM80 78H81V80H80ZM238 78H240V77H238ZM241 79H242V77H241ZM20 80L22 82H20ZM234 80H235V82H233ZM25 81H26V83H25ZM82 82H84V84ZM191 82H193V80ZM258 82L259 83L261 82V83L259 84ZM25 84H27V85H25ZM63 84H66V85H64L65 87L63 86ZM209 84H211V86ZM234 84L235 85L237 84L241 87L245 86V88H239L238 86H234L235 89L239 88L238 90H235L234 88H232ZM262 84H263V86H262ZM23 85H25V86H23ZM102 85L103 84H101L100 86H102ZM113 85H115V84L112 83V86ZM223 85H225V88H228V90H225L226 91L225 95L222 93L223 92L222 90H224ZM229 86H231V87H229ZM60 87H62V88H60ZM80 87H83V88H80ZM191 87H194V86L191 85ZM221 87H223V89ZM10 89L8 90V91H10L9 94L15 93V92H12ZM87 89H89V87H87ZM229 89L234 90V92L232 91V93H230ZM199 90L204 91V92L201 93ZM211 90L213 92H210ZM249 90H251V91H249ZM4 91H6V90H4ZM20 91H18V92H20ZM60 91H62V92H60ZM66 91L68 92L69 97H68V94ZM197 91L200 92L199 95H197V93H198ZM206 91H208V92H206ZM237 91H239V92H237ZM92 92H95V89L92 90ZM235 92L237 94H235ZM249 92H251L250 96H252L253 98L251 97V98H249V100H247L245 98H248V95L250 94ZM257 92H259L261 94H259V93L257 94ZM61 93L65 95V97H64L65 99L62 97L64 99V102L62 100H59L60 97L63 96ZM137 93H138V95H137ZM163 93H165V94H163ZM205 93H207V94H205ZM253 93H256L258 95V97H255L257 95H255V94L253 95ZM211 94H213V96ZM218 94H221V95H218ZM164 95H166V96H164ZM228 95L231 96L230 100H228L229 99ZM232 95H234V96H232ZM161 96H163V97H161ZM8 97L9 96H5V97H3L4 99L1 98L3 100L0 99L1 104H2L1 101H3L2 106L5 105L6 107L7 106L9 107L11 105L10 103L11 102L13 103V100L11 101V98L10 97L8 98ZM19 97H21V100H20V98L19 99L16 98V99H18V100H16V103H18V105H17V108L19 107L18 110H21L22 104H25V106H27L28 101L26 98L25 99L22 98V96H19ZM240 97H242V98H240ZM5 98H7L8 100H5ZM203 98H204V100H203ZM232 98H234V99H232ZM238 98H240V99H238ZM254 98H257V99H254ZM98 99H99V95L96 96V100H98ZM165 100H167V101H165ZM216 100H218V101H216ZM222 100H224V101H222ZM231 100H233L234 102H231ZM7 101L9 102V104L5 103ZM113 101H114V103H113ZM164 101H165V103H164ZM22 102H24V103H22ZM221 102H223V103H221ZM227 102L229 104H226ZM230 102H231V104H230ZM64 103H65V105H64ZM69 103H70V105H69ZM131 103H133V104H131ZM240 103H242V105H240ZM246 103H247V105H246ZM249 103H252V104H249ZM129 104H131V105L129 106ZM205 104H207V105H205ZM219 104H220V106H219ZM222 104H224V105L226 104V106H223ZM232 104H234V105H232ZM260 104H262L263 106H261ZM238 105H240V106H238ZM120 106H121V108H120ZM182 107H181L182 112H180V115L182 114L181 116H184L186 109H187V105H182ZM227 107L228 108L233 107L232 108V109H234L233 112L238 111V113L235 112L234 114L233 113L229 114V115L232 114L233 116L234 115H236V116H234V117H232V115L228 116V114L226 112L228 109ZM242 107H243V109H242ZM69 109H70V111H69ZM221 109H222V111H221ZM247 109L248 110L250 109L251 112L247 111ZM262 109H263V111H262ZM61 110H62V113H61ZM183 110H184V112H183ZM254 110L256 111V114H255ZM260 110L262 112H260ZM126 111L127 112L129 111L128 112L129 115H128V113H126ZM216 112H218V113H216ZM211 113H212V115H210ZM214 113H215V115H213ZM249 113H250V115H249ZM83 115L84 116L86 115L85 119H84ZM223 115H225V116L223 117ZM71 116H72V120L70 122ZM211 116H213V117L211 118ZM125 117H127L128 119H131V120H128ZM227 118H229V122L230 121H233V122L229 123L227 121L228 120ZM235 118H237L238 120H236ZM251 118L248 119V117H247L246 121L252 120ZM143 120H144V122H143ZM234 120L236 122L238 121L240 123V124L238 123L239 126L236 125L237 123L233 124L235 122ZM86 121H90V123L88 124ZM91 121L93 122L92 124H91ZM254 121H258V120L256 119V120H253V122ZM253 122L251 121L250 125L251 124L253 125ZM82 123H85V125H83ZM129 123L130 124L132 123V124L130 125ZM143 123H145V124H143ZM177 123H178L177 125H179L178 128L181 129V121H178ZM225 124H226V126H225ZM263 124L261 126H264ZM81 126H82V128H81ZM86 126H87V128H86ZM232 126L236 127L235 130L233 129ZM100 128H102V129H100ZM126 128L129 129V131H132V134L135 137L136 141L139 140L138 144L140 143V141H142V139L145 138V145H146L145 149H146V151L144 153V156L140 157V154H141L139 151L140 148H137V147H136L137 149H132V150L130 148H128V149L124 148L123 151H115V150L111 149V147L113 146V143H111L110 145L107 146V144L110 142V138H111V140L114 139V142H115L117 136H118L119 140H121V139L123 140L124 139V136H122L124 133L123 130H126ZM86 129H87V131H86ZM106 129H109V130H106ZM260 129L263 130L264 127H261ZM45 131H46V133H45ZM82 131L84 134L82 133ZM88 131H91V133ZM137 131H139V132H137ZM225 131H227V132H225ZM231 132H233V133H231ZM247 132H248L247 137L249 136V134L250 135H252V133L256 134V132H253V131H247ZM235 133H236V138L237 137L239 138V139L237 138V140H235V139L233 140V138H235ZM89 134H91V135H89ZM6 136H8L9 140H7ZM12 137H14L16 140ZM89 137H90V139H89ZM10 138H12V140ZM94 139L96 141H94ZM247 139L249 140L250 138L249 137L245 138L246 142H248ZM90 140L94 141L96 143L95 145H98V146L101 145V147L105 148L103 151H101V154L99 153L100 150L98 151V154L95 152L96 150L94 152H89L88 145H89ZM11 141H13V142H11ZM81 142L83 143V145ZM84 142H86V144ZM8 143H12V144L10 145ZM22 144H24V145H22ZM8 145H9V147H8ZM236 145H238V146H236ZM81 146H82V150H79V148ZM0 147H1V144H0ZM252 147H255L256 149L252 148ZM8 148H10V152H9ZM11 148L12 149L15 148L16 150L15 149L11 150ZM242 148L243 149H241V151L244 155V159L242 161L243 162L246 161V163H245V165H243V162H242V168L241 169H242V171L246 177H244V175L242 177H240L242 179L241 183L243 182L241 188H242V190L245 191L244 195L242 197H240V199H239V201H241L240 206L242 203L244 205L243 208L250 209L249 206L252 207L253 206L252 204H254V206H255V202L257 201V205L261 206V207L258 208V206H256V208H254V206H253L254 210H252L253 208L250 209L253 212L252 211L247 212L248 210L240 209L238 212L239 213L242 212L241 214L243 216H241V214L240 215L238 214V215H239V217L241 216L240 222L241 221L242 222L238 228L236 226H234L232 228V230H234V231L236 229L239 230V231L237 230V236H236L237 238H235L236 240L240 239L243 242L246 241V243L248 244V246H245L246 249H245L244 254H243L245 256L243 258V259H245L244 264H248V262H249V264H257V263L260 264V262H259L260 258L258 256V252L250 251L248 248L249 245L251 246L253 244V242H251L253 240H251V241L245 240L244 241V238L247 239L248 236L250 238L251 234L253 235V233L255 234V232L258 233V232L264 230V223H263L264 219L261 220L262 217L264 218V213H262V212H264L263 211L264 210V208H263L264 204H261L262 202H264V198L262 196H260L261 195L260 192H262V195L264 194V185H263L264 179L261 180L262 177L264 178V176H263L264 172H262V170L264 169V165H263L264 164L263 163L264 162L263 161V159H264V148H263V146L256 147V146H250L248 144L244 145ZM248 148H250V149H248ZM251 148H252V150H251ZM253 149H255V150H253ZM249 150H250V152H248ZM261 151L263 152V154ZM15 154H16V156H15ZM255 154H256V156H255ZM258 155L262 156V158H260ZM84 156L86 159H84ZM252 157H254V158H252ZM82 158H83V160H82ZM15 159L16 160L19 159L18 160L19 163L14 162V161H16ZM251 160L253 162H251ZM261 160H262V162H261ZM186 161H188V162H186ZM37 163L39 165V168L41 169V171H40L41 175L45 178L46 181H49L50 183L47 182L46 185H43L39 178L37 179V181H35V183H31L28 180H26V176L29 174L28 172L31 171L33 169L34 165H37ZM188 163H190L191 165ZM258 163H260V165L262 164L263 166H260ZM16 164H18L19 166L17 167ZM257 165L260 167H257ZM15 166L17 167V169L14 168ZM27 166H28V170H27ZM29 166L30 167L32 166V167L30 168ZM46 166L49 168L51 167L50 172H49L50 174H48V176H46V172L42 171V169ZM113 168L118 173L115 172L114 174H109L110 175L109 176L107 174V171H109ZM258 168H261L262 170L258 169ZM139 169H141V170H139ZM247 169H249V170L252 169L253 171L251 170V172H250ZM256 169H258V171ZM20 170L18 172H20ZM25 170H27L26 173L23 172ZM139 171L144 174V175L142 174L143 178H144L143 182L137 178ZM164 171H166V172H164ZM253 172L257 173L258 176H256V174ZM94 173H95V176H94ZM87 175H88V177H87ZM248 175H249V177H248ZM251 175H253V176H251ZM89 176H93V177H89ZM115 176H117V178ZM161 176H163V177H161ZM1 177L2 176L0 175V181L2 180ZM94 177H95V179H94ZM118 178H121V179H118ZM249 179H252L253 182L249 181ZM89 180L92 181L93 183L92 182L90 183ZM103 180H105V181H103ZM194 180L196 181V183ZM245 180H248L247 183L245 182ZM255 180L257 181L256 183H255ZM38 181L40 182V184ZM51 182H52V184H51ZM99 182H100V184H99ZM248 182H250V183H248ZM252 183H254V185H250V187L259 188L258 190L255 188L256 189L255 191H257V192L252 191V190H254L253 188H249V184H252ZM137 184L141 185L142 191L141 190H139L140 192L137 191V189H136ZM20 185L22 186L21 189H17L18 187H20ZM31 186H32V188H31ZM37 186H38L39 190L37 189ZM246 186L249 189H246L247 188ZM260 186L263 189H261ZM67 187L69 188V190L72 191V193L70 195H64L63 194L64 192H66V191H63V189H66ZM91 187H95V188H91ZM98 187H99V189H98ZM244 187H246V188H244ZM74 189H76V191ZM90 189L92 191H94L95 194H94V192L90 193V191H91ZM97 189H98V191H97ZM145 191L147 193H145ZM164 191H166V193ZM246 191H249L248 194H246L247 193ZM258 192H259V195H258ZM72 194H75V195L72 196ZM89 194H91L90 197H88ZM252 194H253V196H252ZM50 195H53V197L55 196L57 198L54 199L55 197L52 198V196H50ZM249 195L252 196V198H255L254 199L255 201L252 198H249ZM40 197H43V199L46 200L45 204H44V208L40 207V205L38 204L40 199H41ZM241 198L245 199V200H241ZM2 199H4V198L2 197L0 199V207L1 208H3L5 206L4 204H6L5 199L4 200H2ZM88 199L92 203L88 204ZM248 199H250V200L252 199V201H250ZM261 199H263V200H261ZM47 200H49V201H47ZM258 200L260 201L261 205L258 204V202H259ZM70 202H72L71 206L68 207ZM244 202H246L248 204L247 205L245 203L248 207H246ZM249 202H251V203H249ZM22 204H23L22 202L19 203V205L22 206V208H23ZM73 204H74L75 208L72 206ZM202 205H203L202 209L205 211L206 210V202ZM20 208L18 206V208L15 210V213H24V209L21 210ZM241 208H242V206H241ZM45 209H46V212H45ZM48 209L51 210V213L57 214L55 216L56 219H55V217L52 219L54 222L52 220L49 221L48 218H46L45 215H43V213H50ZM165 209H166V211L164 213H161L162 210H165ZM256 212H258V213H256ZM249 213H252L253 215H255V213H256L258 217H256V215H255L254 219H253V217H252L253 215H251ZM64 214H66V215H64ZM38 215L39 216L41 215V216L39 217ZM130 216L134 219L133 224L131 223ZM41 217H43V219ZM244 217H247V218H244ZM249 217H251V218H249ZM255 217L258 219V221H257V219H255ZM39 218H40V220H39ZM241 218H244V219H241ZM246 219H248L249 221ZM250 219H252V221ZM253 220H256V221L253 222ZM196 221H197V223H196ZM201 222H203V223H201ZM258 222H260V223H258ZM42 223H43V226H42ZM47 223L48 224L51 223L52 228L50 227L51 224H49V226H46ZM252 223L253 224L255 223V224L252 225ZM246 224H248V225H246ZM257 224H259V226L262 229L258 228L259 226L258 227L255 226ZM38 225H39V227H38ZM207 226L210 229L207 231V233H210V234L212 233V231L216 227L215 224L212 222L208 223ZM254 226L257 228H255ZM71 227H73V228L71 229ZM253 228L255 230H251ZM245 229H247V230H245ZM48 231H53V232H48ZM251 231L252 232L254 231V232L251 233ZM46 233L47 234L50 233V234H48V237L51 236V238L50 237L48 238ZM79 233L81 234V236ZM240 233H241V236H240ZM76 235H77V237H76ZM85 235H86V237H88V235H89L90 238L89 237L88 238L91 241L88 240V242H87V238L84 237ZM94 235H95V237H93ZM242 235H244L243 238H241ZM245 235H246V237H245ZM73 236L76 237V239ZM262 236L263 237H260V234L258 236V240H260L261 243L259 241L257 244H255L256 246H259V245L262 246L263 245L262 247L258 248L259 250H261V248H264V234ZM209 237H210V235L207 236L208 239H209ZM82 238L83 239L85 238L84 239L85 243L83 242ZM51 240H52V242H51ZM73 240L75 241V243ZM94 240H96L95 241V242H97L96 244L94 243ZM236 240H234V242ZM67 241H68V243H66ZM77 241H79V243ZM50 242H51V244H49ZM55 242H57V243L54 244ZM249 242H251V243H249ZM78 244L80 246L82 245V248H80V246ZM195 244H196V249H195L194 256L196 259L195 258L193 259V256H192L193 251H192L191 247H192V245H195ZM92 245H93V247H91ZM54 246H56V248ZM72 246H74V247L72 248ZM75 247H77L78 250ZM57 248H58V250H60L59 252H58ZM206 248L209 250H207ZM232 248H233V246L230 245L229 249L231 251L228 250L229 252L227 251V253L226 252L221 253L220 259H219L221 263L226 262V264H234L236 262L235 257H234V250H232ZM52 249H54V250H52ZM80 249H82V250H80ZM204 250L206 251L205 254L203 252ZM80 251H82V252H80ZM57 253L58 254L60 253V254L58 255ZM61 253H62V255H61ZM247 254H249V256ZM52 255H55L57 257L52 256ZM231 255H233V256H231ZM259 255H261V253ZM178 257L183 261L182 263L177 261ZM232 257H233V259H232ZM57 258L58 259L61 258L62 261H60V263H59L60 259L57 260ZM202 259H203V261H202ZM226 259H228V260H226ZM246 261H247V263H246ZM24 264H28V262L26 261V262H24Z\"/></svg>", "mask_w": 264, "mask_h": 264}, {"label": "water", "instance_id": "water-1", "mask_svg": "<svg viewBox=\"0 0 264 264\" xmlns=\"http://www.w3.org/2000/svg\"><path fill=\"white\" fill-rule=\"evenodd\" d=\"M130 218H131V223L133 224L134 223V219L130 216Z\"/></svg>", "mask_w": 264, "mask_h": 264}]
</instances>
